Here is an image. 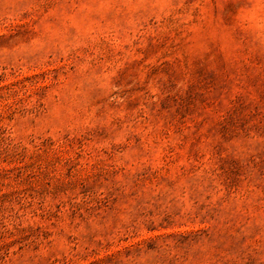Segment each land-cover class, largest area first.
Wrapping results in <instances>:
<instances>
[{"label": "rangeland", "instance_id": "1", "mask_svg": "<svg viewBox=\"0 0 264 264\" xmlns=\"http://www.w3.org/2000/svg\"><path fill=\"white\" fill-rule=\"evenodd\" d=\"M0 264H264V0H0Z\"/></svg>", "mask_w": 264, "mask_h": 264}]
</instances>
